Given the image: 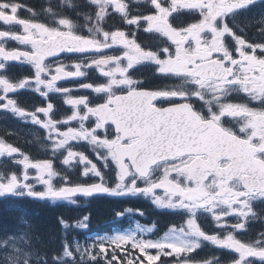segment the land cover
Here are the masks:
<instances>
[{
  "label": "snow or ice",
  "instance_id": "obj_1",
  "mask_svg": "<svg viewBox=\"0 0 264 264\" xmlns=\"http://www.w3.org/2000/svg\"><path fill=\"white\" fill-rule=\"evenodd\" d=\"M257 5L264 0H58L37 12L20 0H0V112L42 129L34 139L50 152L33 159L0 137V159L20 169L0 172V199L77 205V197H142L183 218L155 238V222L136 220L89 243L70 241L67 232L88 229L90 213L71 223L58 216V242L52 234L45 241L21 216L16 231L0 234V264H264V232L250 240L237 235L264 204V12L247 15ZM174 14L198 18L174 26ZM114 15L131 32L109 30ZM253 26L258 40L238 34ZM141 29L155 35L154 46L137 42ZM113 49L120 54H108ZM13 63L31 75L10 74ZM145 67L164 83L148 86L149 77L136 75ZM91 69L102 82L60 86ZM88 90L94 96L73 94ZM21 91L38 94L46 106L25 108L16 98ZM49 94L59 95L70 114L54 118ZM241 95L244 102L231 99ZM82 142L95 161L75 147ZM77 169L92 182H73L69 172ZM126 214L146 215L124 207L112 220ZM202 218L219 231L207 232ZM206 244L233 256L196 258Z\"/></svg>",
  "mask_w": 264,
  "mask_h": 264
},
{
  "label": "flooded vegetation",
  "instance_id": "obj_2",
  "mask_svg": "<svg viewBox=\"0 0 264 264\" xmlns=\"http://www.w3.org/2000/svg\"><path fill=\"white\" fill-rule=\"evenodd\" d=\"M22 4H26L31 6L32 8L36 9L37 12H40L42 7H47L49 3H52L55 5L58 3V0H20ZM140 8H143V5L139 6ZM20 15L22 17H27L28 13L25 11H21ZM257 18L259 17L258 15L256 16ZM42 20L44 19L43 16L40 17ZM198 17L190 16L187 14H181V15H176L174 14V17L172 18V22L174 26H186L187 23L190 22H195V20ZM241 26L245 25V22H240ZM109 25H112V27L109 30H115V28H123L124 30L131 32L132 28L131 26H126L120 23L119 17L118 16H113L106 27ZM254 25V23H253ZM4 26L0 24V30H3ZM238 34L245 35L250 41L252 40H258L259 36L256 35V28H251V29H245L244 32H239ZM254 34L256 36H254ZM137 42L141 43L142 45L145 46H154V41L156 39L155 35L153 34H146L143 32L141 29L140 31L137 32ZM8 47H20L16 45L14 42L9 41L7 44ZM108 54H120V51L117 49L113 50H108ZM60 59L65 60L66 62H71L72 60L77 59L76 56L73 55H67V56H61ZM9 73L13 74L15 76H21V75H31V71L27 66H21L18 64H11L9 68ZM151 69L150 68H141L139 71L136 73V75L140 76H145L149 77V85L148 86H157V85H162L164 81L152 78L150 77ZM102 79L99 74L94 70L91 69L89 70V74L85 78H80L79 80H68V81H62L59 82L61 87H71L75 86L79 83H85V82H91V83H99L102 82ZM74 95H89V96H94V94L90 93V90L88 91H79V92H74ZM50 95V101L54 103L56 106V112H55V117L59 119L62 115L70 114V108L68 106L63 105L62 103V98L57 95V94H49ZM16 98H18L20 104L24 106L25 108L29 110H34L35 107L37 106H46V101L43 100L38 94L30 92V91H21L20 93L16 94ZM235 102H244L246 100L245 97L241 96H233L231 98ZM94 102H96L94 100ZM250 106L257 107L258 105L255 102H249ZM38 135L39 137L44 136V131L42 129H39L38 126H33L29 123H22L18 121L17 119L12 118L10 115L4 112H0V137L4 138L6 141L13 143L15 146L19 147L22 151L25 153L29 154L31 158L33 159H45V158H50V152L47 150H42L39 149L38 143L34 139V135ZM44 143H47L44 141ZM75 147L78 150H83L87 155H89L90 158H92L95 161V156L91 153L89 150V147L86 143H80L79 145H75ZM55 166L59 170H64L63 166L60 163V159L57 158L55 161ZM5 170L11 171L15 170L17 172L20 171V169L12 162L11 159L9 158H3L0 159V172H3ZM69 175L71 176L73 182H87L90 183L92 182L91 178H81L79 176V169H77L75 172H69ZM111 176V174H108ZM59 183V181H57ZM96 199H109L111 202L114 203V205L119 206V209H123L124 207H128L130 203V200L132 197H125V198H108V197H95ZM140 198V201L142 202L144 206V212L149 214L148 216V224L151 225L153 222L156 223L157 228L161 229L163 227L162 225V220L164 219V213L167 210H156L154 209V206L151 205L150 201L142 198ZM83 199H90V198H83ZM25 202H34L28 199H22ZM45 205H50L54 203H62V202H51V201H46V202H39ZM125 205V206H123ZM123 206V207H122ZM256 211L258 212L259 217L251 222L248 226V230L246 232H241L237 233L240 239L242 240H250L254 239L257 237V235L261 232H264V204H257L256 206ZM173 214V213H172ZM156 217L159 219V221H156ZM180 217V215L173 214L171 216V222L174 221L173 219H177ZM234 218H229V221L232 222ZM204 227V229L209 232L210 234L215 233L219 231L214 227L212 224L210 218H202L200 221ZM174 224L173 222L169 225ZM162 231V230H160ZM159 231V232H160ZM201 251H204L208 258L212 256V254L216 253L219 254L220 257L227 261L229 260L233 254L225 251V250H219L215 249L214 247L210 245H205L204 248L201 249Z\"/></svg>",
  "mask_w": 264,
  "mask_h": 264
},
{
  "label": "trees",
  "instance_id": "obj_3",
  "mask_svg": "<svg viewBox=\"0 0 264 264\" xmlns=\"http://www.w3.org/2000/svg\"><path fill=\"white\" fill-rule=\"evenodd\" d=\"M251 17V16H250ZM246 23L245 19H242ZM254 23V22H253ZM254 27H247L246 29H251ZM83 210L70 207L68 209L61 206L43 207L41 205H24L16 202V200L11 199H0V234L5 230L14 232L18 229V218L23 216L26 218L33 226V231L39 233L43 236L45 241H48L49 234L56 237L57 242L63 235L62 230L57 225V217L63 216L67 221L74 222L83 214ZM92 214L90 220V231L93 232V227L98 225L100 218L96 219L94 211H89ZM109 224H103L98 227V230H108ZM87 234L83 230L73 231L68 230L67 238L68 240H73L78 238L81 242L86 241L84 238ZM90 243V240H87ZM171 260V258H164Z\"/></svg>",
  "mask_w": 264,
  "mask_h": 264
},
{
  "label": "rangeland",
  "instance_id": "obj_4",
  "mask_svg": "<svg viewBox=\"0 0 264 264\" xmlns=\"http://www.w3.org/2000/svg\"><path fill=\"white\" fill-rule=\"evenodd\" d=\"M134 222H135V221H133V223H132V225H131V226H133ZM131 226H130V227H131ZM123 230H124V229H123ZM153 251H154V250H153Z\"/></svg>",
  "mask_w": 264,
  "mask_h": 264
}]
</instances>
